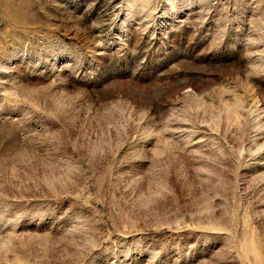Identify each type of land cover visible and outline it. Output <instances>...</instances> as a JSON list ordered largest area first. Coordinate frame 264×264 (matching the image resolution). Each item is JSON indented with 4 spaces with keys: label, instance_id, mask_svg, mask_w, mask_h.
Listing matches in <instances>:
<instances>
[{
    "label": "rangeland",
    "instance_id": "obj_1",
    "mask_svg": "<svg viewBox=\"0 0 264 264\" xmlns=\"http://www.w3.org/2000/svg\"><path fill=\"white\" fill-rule=\"evenodd\" d=\"M0 264H264V0H0Z\"/></svg>",
    "mask_w": 264,
    "mask_h": 264
}]
</instances>
